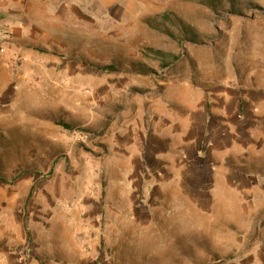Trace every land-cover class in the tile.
<instances>
[{
  "label": "rangeland",
  "instance_id": "374dc122",
  "mask_svg": "<svg viewBox=\"0 0 264 264\" xmlns=\"http://www.w3.org/2000/svg\"><path fill=\"white\" fill-rule=\"evenodd\" d=\"M46 9L0 23V264H264V0Z\"/></svg>",
  "mask_w": 264,
  "mask_h": 264
},
{
  "label": "crops",
  "instance_id": "0c3cea01",
  "mask_svg": "<svg viewBox=\"0 0 264 264\" xmlns=\"http://www.w3.org/2000/svg\"><path fill=\"white\" fill-rule=\"evenodd\" d=\"M46 10V0H0V23L7 25L14 45L42 44L30 41H50L43 25ZM52 39L57 40L56 37ZM14 72L19 73L21 69L16 68Z\"/></svg>",
  "mask_w": 264,
  "mask_h": 264
},
{
  "label": "bare ground",
  "instance_id": "6f19581e",
  "mask_svg": "<svg viewBox=\"0 0 264 264\" xmlns=\"http://www.w3.org/2000/svg\"><path fill=\"white\" fill-rule=\"evenodd\" d=\"M196 16V15H195Z\"/></svg>",
  "mask_w": 264,
  "mask_h": 264
}]
</instances>
